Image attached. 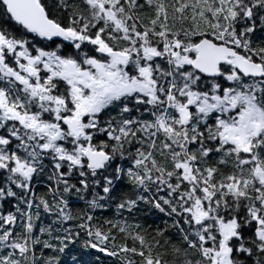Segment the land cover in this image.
Returning a JSON list of instances; mask_svg holds the SVG:
<instances>
[{"label": "snow or ice", "instance_id": "6c2138e0", "mask_svg": "<svg viewBox=\"0 0 264 264\" xmlns=\"http://www.w3.org/2000/svg\"><path fill=\"white\" fill-rule=\"evenodd\" d=\"M92 250L264 264V0H0V264Z\"/></svg>", "mask_w": 264, "mask_h": 264}, {"label": "trees", "instance_id": "16d2710c", "mask_svg": "<svg viewBox=\"0 0 264 264\" xmlns=\"http://www.w3.org/2000/svg\"><path fill=\"white\" fill-rule=\"evenodd\" d=\"M144 214L148 215L147 210H145ZM148 222L149 223L153 222V218L151 216H149ZM157 222H159V221H157ZM85 251H88V250H85ZM74 255H75V253H74ZM82 259L85 261H92V260L99 259L100 261H102V264L105 261V257L102 254H97L94 250H92V252L89 255H85ZM107 264H111V261L110 260L107 261Z\"/></svg>", "mask_w": 264, "mask_h": 264}]
</instances>
